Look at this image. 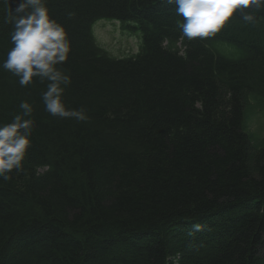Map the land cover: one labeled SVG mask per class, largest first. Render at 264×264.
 <instances>
[{"label": "trees", "instance_id": "trees-1", "mask_svg": "<svg viewBox=\"0 0 264 264\" xmlns=\"http://www.w3.org/2000/svg\"><path fill=\"white\" fill-rule=\"evenodd\" d=\"M47 7L71 47L56 66L71 78L62 102L87 119L50 115L47 81L21 87L0 69V122L22 100L34 120L23 171L0 180V264H264V141L244 113L249 101L264 111V9L256 25L234 14L188 40L166 0ZM100 20L140 34L135 56L96 44Z\"/></svg>", "mask_w": 264, "mask_h": 264}, {"label": "clouds", "instance_id": "clouds-1", "mask_svg": "<svg viewBox=\"0 0 264 264\" xmlns=\"http://www.w3.org/2000/svg\"><path fill=\"white\" fill-rule=\"evenodd\" d=\"M174 4L177 22L183 37L188 40L207 38L218 33L226 22L239 14L245 24L258 23L256 12L264 9V0H166ZM4 22L12 25V47L0 62V69L10 72L21 87L47 81L46 91L41 93L45 111L60 118L87 119L83 109H66L62 102L65 87L71 83L69 75L56 66L67 61L71 51L65 28L50 18L47 0H19L12 9L9 0ZM20 112L8 123L0 122V180L7 182L12 173L23 171V161L31 147L33 131V107L27 100L19 104ZM199 230L200 226H195Z\"/></svg>", "mask_w": 264, "mask_h": 264}, {"label": "rangeland", "instance_id": "rangeland-1", "mask_svg": "<svg viewBox=\"0 0 264 264\" xmlns=\"http://www.w3.org/2000/svg\"><path fill=\"white\" fill-rule=\"evenodd\" d=\"M93 27L96 42L109 53L107 55L110 57L124 58L138 52L141 43L138 32L123 29L116 21L100 20ZM244 113L246 132L255 144L260 145L264 141V115L250 101Z\"/></svg>", "mask_w": 264, "mask_h": 264}, {"label": "bare ground", "instance_id": "bare-ground-1", "mask_svg": "<svg viewBox=\"0 0 264 264\" xmlns=\"http://www.w3.org/2000/svg\"><path fill=\"white\" fill-rule=\"evenodd\" d=\"M98 22V21H97ZM118 23V22H117ZM120 24V23H119ZM121 25V24H120ZM122 26V25H121ZM123 28V27H122ZM124 29V28H123Z\"/></svg>", "mask_w": 264, "mask_h": 264}]
</instances>
